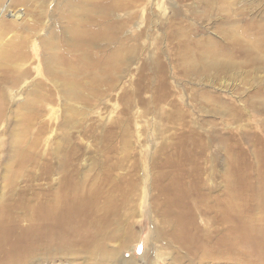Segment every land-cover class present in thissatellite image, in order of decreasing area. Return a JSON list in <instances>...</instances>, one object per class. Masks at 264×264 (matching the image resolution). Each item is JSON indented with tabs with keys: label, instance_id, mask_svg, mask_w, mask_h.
<instances>
[{
	"label": "bare ground",
	"instance_id": "6f19581e",
	"mask_svg": "<svg viewBox=\"0 0 264 264\" xmlns=\"http://www.w3.org/2000/svg\"><path fill=\"white\" fill-rule=\"evenodd\" d=\"M92 1L67 0V5L58 10L61 18H56L54 26L45 34L41 33L43 24L38 17L31 22L19 18L1 22L0 124L5 121L10 126L14 107L24 112L23 123L27 128L38 122L46 111L45 103L57 101L48 88V81L65 101L87 103L85 91L96 96L103 94V88L114 90L118 64L124 61L123 52L128 49L126 42H121L122 32L111 33L112 22H107L106 18L96 21L95 14L112 18L116 12L124 10L123 4L130 6L135 0L123 3L109 0L97 7L98 12L89 8ZM26 2L29 8V0ZM104 6L105 12H102ZM77 13L84 19L70 20ZM121 26L117 27L121 30ZM33 39H37L42 48L39 54L31 50ZM178 41L188 52L186 40ZM237 42L227 47L224 54L231 57L238 51L247 65H264L261 55L251 58L249 49ZM204 43L206 57L214 59L218 50L210 45L211 40ZM258 46L260 52H264V37L260 38ZM37 56L40 58L36 59ZM32 57L36 59L34 62L42 64L47 80L41 78L33 82L32 88L28 86L22 92L26 95L25 101L14 105L9 92L33 74L32 66L24 68ZM189 62L191 67L185 73L199 80L207 77L211 69L216 73L225 69L218 62L204 65L203 60L201 65L199 58H189ZM93 68L97 70L96 75ZM87 81L93 85L86 84ZM192 94L205 113L211 106L214 115H220L223 112L217 105L227 103V111L236 122L247 112L208 91ZM263 94L255 93L256 96ZM158 100L160 97L155 96L153 103ZM255 101L252 98L250 107L264 112V101ZM201 123L205 125L208 121ZM202 129L203 132L189 126L182 135L186 145H159L152 153L144 152L148 153L149 168L142 160L144 153L132 156L121 153L122 156L112 162L123 146L103 145L98 151L105 154L104 161L99 172L92 175L74 165L80 157L77 148L62 150L58 147V153L53 151L50 160L41 167L36 146L21 147L15 163L8 169L5 186L8 192L0 194V264L34 261L42 264L40 256L45 259L44 263L55 264L71 259H82L88 264L114 262L124 247L112 249L108 244L122 235L116 230L119 209L112 203L118 192L125 190L119 201L120 208L129 207L134 197L127 191H135L137 186L131 184L129 190L125 188L124 177L118 172L130 159L133 160L132 182L140 172L145 175L142 180H151L150 207L161 222L156 235L166 245V250L171 251L167 264H264V142L256 135L245 134L242 139L251 145H227L236 140L237 131L230 130L226 137L218 127L213 126L211 133ZM24 163L38 168L41 173L33 174V171L25 176ZM42 174L46 181L53 175L57 178L47 183L46 189L34 188L33 181ZM23 177L27 185L16 198L13 187L22 184ZM127 263L130 264L128 261L124 264Z\"/></svg>",
	"mask_w": 264,
	"mask_h": 264
},
{
	"label": "rangeland",
	"instance_id": "374dc122",
	"mask_svg": "<svg viewBox=\"0 0 264 264\" xmlns=\"http://www.w3.org/2000/svg\"><path fill=\"white\" fill-rule=\"evenodd\" d=\"M26 1L0 0V24L4 20L13 21L18 18L31 22L38 17L43 24L41 33L45 34L54 26L56 18H61L58 10L67 5V0H29V8H26ZM108 1L94 0L89 8L98 12L97 7ZM123 5L124 10L116 12L112 18L95 14L96 21L106 18L107 22H112L111 33L122 32L121 42H126L128 50L123 52L125 59L118 64L116 79L113 80L116 87L114 90L103 88V94L96 96L85 91L87 103H84L65 101L58 94L57 88L48 81V88L56 95L57 101L55 104L46 102L44 115L28 128L23 123L24 112L14 107L15 114L11 116L10 126L5 121L0 124V194L8 192L5 189L8 169L15 163L18 150L27 145L36 146L35 152L40 154L41 167L50 160L53 151L58 153V147L62 150L77 148L80 157L74 161V165L92 175L99 172L104 161L105 154L98 151L101 146H123L120 154L113 156L114 162L122 156L121 153L132 156L152 153L159 145H186L183 144L185 139L182 135L189 126L201 132L204 128L210 133L215 126L226 137L230 130L237 131L239 135L236 140L227 145H251L242 139L245 134L256 135L264 142V112L254 111L250 107L252 98L255 102L264 101V94L255 95L256 92L264 93V65H247L245 59L239 57L238 51L231 57L224 54L227 47L238 41L249 49L251 58L259 54L260 59L264 60V52H260L258 46L260 38L264 37V0H135L130 6ZM105 8L102 7L101 11L105 12ZM74 18L80 21L84 19L79 13L70 17V20ZM120 24L121 30L117 27ZM179 39L186 40L188 52L182 49ZM36 40L33 39L31 50L39 54L42 48ZM207 40H211L210 45L218 50L214 59L206 57L207 47L204 42ZM189 58H199L201 65L203 60L204 65L218 62L225 69L219 73L211 69L207 77L199 80L185 73L191 67ZM36 59L32 57L24 66L25 69L32 66L33 74L9 92L14 105L25 101L26 95L22 92L28 86L32 88L33 82L41 78L47 80L42 64L34 62ZM96 71L93 68V74L96 75ZM86 84L91 85L92 82ZM202 91L219 95L223 102H233L247 112L236 122L232 121L227 111V103L217 105L223 112L220 115H214L211 106L206 108L208 111L205 113L192 94ZM155 96L161 100L153 103ZM202 120L208 123L203 125ZM147 158L148 153H144L142 160L148 166ZM24 164V175L33 171V174L41 173L29 163ZM132 164L133 160L130 159L118 170L124 177L125 188L129 190L131 184L137 186L135 191L126 190L128 195L134 197L129 207L120 208L122 206L119 201L125 195V190L118 192L116 201L113 200L112 204L119 209V226L116 230H120L122 235L119 240L109 241L108 244L112 249L124 247V250L117 254V259L111 264H124L126 261L130 264H167L171 251L166 250V245L156 235L161 222L150 207V195L153 194L151 180H142L145 175L140 172L135 174L132 182ZM223 166L225 169V160ZM43 176L33 181L34 188L46 189V184L57 178L53 175L46 181ZM22 180V184L13 187L16 194L26 188L25 177ZM39 259L43 261L42 264H55L44 263L43 256ZM58 264L88 263L82 259H71L62 260Z\"/></svg>",
	"mask_w": 264,
	"mask_h": 264
}]
</instances>
